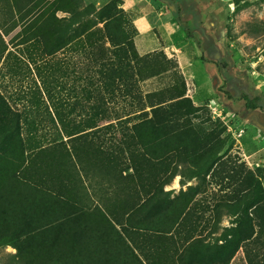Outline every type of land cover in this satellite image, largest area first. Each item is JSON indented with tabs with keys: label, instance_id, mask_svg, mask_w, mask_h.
<instances>
[{
	"label": "trees",
	"instance_id": "16d2710c",
	"mask_svg": "<svg viewBox=\"0 0 264 264\" xmlns=\"http://www.w3.org/2000/svg\"><path fill=\"white\" fill-rule=\"evenodd\" d=\"M39 1L40 9L37 0L13 4L21 18L34 12L26 29L41 22L42 58L52 60L42 69V107L49 117L28 119L0 89V241L9 240L24 264H154L143 252L150 233L167 240L173 228L195 221L189 200L170 199L164 190L180 175L181 184L198 181L186 189L192 193L201 184L218 186L221 206L236 217L220 244L186 237L182 258L227 264L264 229L262 168L227 155L229 136L185 96L176 66L177 80L143 88L167 75L173 62L163 51L138 53L137 29L121 0L101 7L86 0ZM69 48L84 63L78 73L88 74L77 76L80 96L65 107L55 96L54 59ZM241 99L246 110L260 107L259 96ZM78 104L82 112L71 117ZM95 171L105 181L104 194H111L104 208L80 199Z\"/></svg>",
	"mask_w": 264,
	"mask_h": 264
},
{
	"label": "rangeland",
	"instance_id": "374dc122",
	"mask_svg": "<svg viewBox=\"0 0 264 264\" xmlns=\"http://www.w3.org/2000/svg\"><path fill=\"white\" fill-rule=\"evenodd\" d=\"M108 1L86 0L96 7ZM121 1L122 8L137 29L134 43L138 53L163 51L173 62L167 75L144 82L143 88L159 87L170 80H177L174 71L177 67L176 71L184 78L185 96L203 109L199 112L203 118L210 117L212 122L220 123V128H224L222 134L229 136L225 146H229L227 155L238 156L249 168H262L261 181L264 186V0ZM12 3L13 0H0V13L8 17L12 25L9 30L0 19V29L9 47L15 53L24 55L22 50L31 43H25L20 31L27 20L16 13ZM75 53L74 48H69L56 55L59 80L55 92L58 103L65 107L76 104L80 96L83 81L76 76L88 74L87 71L78 73L84 63H71ZM30 66L33 73L42 68V64L40 67ZM33 73L31 77H34ZM30 81H25L20 87L17 82L8 81L5 77L3 83L8 90L15 92L22 88L26 92L33 84ZM241 94L259 96L260 107L246 110ZM21 101L27 104V113L33 119H42L40 115L49 117L42 104L39 109L38 106H31L27 99ZM78 106L80 113L82 110ZM78 112L75 115H79ZM43 132L55 136L57 130L50 128ZM197 183L193 180L186 185ZM200 188L204 193L197 197V206L204 204V207L206 201H211V204L208 205L210 211H203L200 218L197 215L196 222L198 218L200 222L210 218V223H215L219 219L215 215L218 208L222 212L218 229L221 228L223 232L226 225L234 227L236 217L221 206L223 200L217 195L218 186L201 184ZM166 189H173L175 195L186 191L185 186H180L178 177ZM215 193L217 197H214ZM263 234L260 230L259 237ZM18 259L10 241H0V264H24Z\"/></svg>",
	"mask_w": 264,
	"mask_h": 264
},
{
	"label": "crops",
	"instance_id": "0c3cea01",
	"mask_svg": "<svg viewBox=\"0 0 264 264\" xmlns=\"http://www.w3.org/2000/svg\"><path fill=\"white\" fill-rule=\"evenodd\" d=\"M38 2V8H41V1L37 0ZM13 8L16 11V8L14 4L12 3ZM34 13V12H33ZM33 13H30V15L26 18H22L24 20H27L25 26L28 24V22L34 17ZM61 12L57 13L58 17L65 16L63 13L62 16H59L58 14ZM7 15V14H6ZM0 19L6 23L8 26V29H12L11 22L8 17L5 15H1L0 13ZM40 20L37 22V24H34L35 28L34 29H26L24 28L20 31L21 35L25 38V43H31L28 47L24 48L22 50L24 55H19L13 51V48L9 47V44L5 41L3 38L4 33L0 29V89L5 92L9 100L12 101V103L19 108L30 120H36L40 121L42 119H33V117L30 116V114L27 113V104L22 102L21 100H26L32 104L35 108L40 109L42 104V70H45L48 67V64L52 62L50 58L48 57H43L42 58V42L41 40V32H40V27H37L36 25H40ZM37 27V28H36ZM68 50V49H66ZM65 51V50H64ZM37 56H34L36 55ZM63 53V51L59 52L58 54ZM56 54V55H58ZM55 55V61L57 62V58ZM74 60H71V63L78 64V54L77 52L74 54ZM42 64V68H38L40 70H36L37 73H33V69L31 68V64L35 65L36 67H40V64L37 65V63ZM48 63V64H47ZM47 65V66H46ZM46 66V68H44ZM34 74V77H31V74ZM5 77L8 78V81H15L17 82L20 87L23 85L25 81L31 82L30 80L33 81V84H31L27 89L26 92L22 88L19 90L15 91L13 89L7 88V85L3 83ZM57 77H58V72H57ZM77 77V76H76ZM78 78V77H77ZM58 86V83H57ZM55 87V89L57 88ZM23 95V96H22ZM55 96L57 98V94L55 92ZM26 97V98H25ZM31 105V106H32ZM74 105V104H71ZM77 108V107H76ZM44 109V108H42ZM45 110V109H44ZM79 111V108L72 110L70 113V116H75V114ZM42 116V115H40ZM77 116V115H76ZM37 118V117H35ZM49 128H46L44 130H47ZM39 133H42V126L39 130ZM101 175H98L97 171L95 173L89 174V184L87 186V194L84 198H80L81 201L85 202L87 206H93L95 204H98L102 208H104V203L107 201V196H111L110 193H107V195L104 194V186H105V181L100 178ZM179 178V184L182 187H186V189L191 186L195 187L197 184L192 185H186L188 182H191L196 179H184L185 183L181 184L180 183V175H176L170 183L176 178ZM197 181V180H196ZM164 186L165 191L170 192V199L175 200L176 197L177 199L180 198V195L173 194L174 190L173 189H166L168 185ZM102 187V192H99V187ZM185 192V191H182ZM203 192V189L200 188L199 190L195 193H192L191 191H186V194H184L183 198L181 200L183 201H188V208L187 210L192 212L193 217H197V215L202 217V214L206 211L209 210V204H211V201H206L205 206H197V197L201 195ZM182 197V196H181ZM216 196V193L214 195ZM191 207V208H190ZM121 205L118 206L117 208H114V210H117L120 212ZM218 208L215 209V215L220 219V216H222V212H220ZM204 211V212H203ZM198 218V221H195L192 224H187L185 226L181 227H175L172 229L171 234L167 235V240L163 238V236L160 233H157L159 231H156V233L151 232L150 233V242L145 243L143 246V252L147 253L151 260H153L154 264H189L187 261H185L182 256V247L181 244L184 242V239L188 237L189 235H194V237H199L203 239L205 244L212 245L215 242H218L217 244L221 243V240L218 238L222 234V229H218V225L220 224L219 219L215 221V223H210V218L207 219L206 222H200ZM203 224V225H202ZM226 228H229L230 226H225ZM264 227V226H263ZM179 228L177 232H175V229ZM143 231V230H142ZM264 233V229L262 230ZM144 232V231H143ZM255 236V234H254ZM253 236V237H254ZM264 234L259 237L257 235V238L252 239L249 242H246V246H241L239 250L236 252V254L231 258L230 261H228L227 264H264ZM178 250V251H177ZM180 254V255H179Z\"/></svg>",
	"mask_w": 264,
	"mask_h": 264
}]
</instances>
